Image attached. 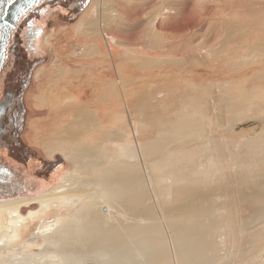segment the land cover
<instances>
[{
	"label": "rangeland",
	"instance_id": "rangeland-1",
	"mask_svg": "<svg viewBox=\"0 0 264 264\" xmlns=\"http://www.w3.org/2000/svg\"><path fill=\"white\" fill-rule=\"evenodd\" d=\"M97 1L89 0L86 10L80 18L72 21L63 18L61 11H56V9L42 14L39 20H32L26 12L20 16H17L18 13H16L13 17V25L16 30L23 31L22 36L25 40L28 38V34H31V31H28V29H32L31 25L35 29L41 28L40 36H42L41 39L45 45L41 54L35 52L29 54L31 58H41V62L33 69L27 90L24 92L30 106L32 109L36 107L34 110L37 112V115L30 118L29 123H32L31 125L28 123L29 129L27 127L25 130V121L28 119L30 110H28V103L23 99L24 118L20 141L30 149L33 156L30 163L31 171L33 169L35 172L42 168L45 163L58 162L57 159H59L62 162L58 170L61 169L63 174L70 171L69 175H72L73 168L76 166L70 159H67L68 151L65 153L55 151L50 156L41 146L43 142L48 140V131L53 127V122L55 123L54 127L66 125L71 119L72 111L77 108H89V112L98 113V109H102L99 108L101 101L106 105L104 111L108 114L103 124L114 129L119 128L116 133L120 134L119 137L122 141L118 137L117 146L125 145L127 148L128 146H130L129 148L133 147L136 138L140 145L155 139L158 133L162 132V124L171 125L183 113V109L187 112L190 110L189 107L196 106L202 110L207 118L212 116V111L215 109L214 116L218 117V120L214 127H211L210 124L202 127L203 132L208 135L205 140L198 139L186 145L172 143V139L165 141L166 145L163 144L161 147L163 155L160 157H164L165 162L166 159H169V163L171 162L173 165L160 170L161 175L160 171L154 170L155 178H158L157 175H168L169 178V172L172 174L174 172L171 180L166 177L164 181L171 182L170 184L175 186L173 188H177L187 182L186 179L175 181L178 179L177 176L183 174H191L190 178L192 179L199 178L202 174L207 176L209 174L211 175L210 178L214 175L217 176L218 180L213 185L202 184L198 187L204 195L202 194L198 200L201 204L197 217L204 221L207 210L212 211L214 224L211 230L213 233H208L211 241L217 240L219 227L224 220L231 224L233 233L228 242L220 246L211 244V252L205 250L204 264H264V200L257 196V194H264V142L254 145V141H264V117L262 118L259 112L253 108V105H260L264 108V0H104L107 8L112 9L111 11L114 10L113 12L119 14L120 17L119 21H115V23L108 21L109 26H112L106 28L105 31L111 33V35L108 34L110 43L104 42L98 37L95 39L82 28L85 20L97 19L98 14L96 15L95 12ZM164 7L176 8L179 11L177 18L179 21L172 23V26L178 25L185 29L186 34L184 35L186 36L175 38L173 32L160 33L157 37L159 43L167 48L172 47L171 50L174 49L175 52H178L175 56L170 55L177 60L180 58L179 61L183 58L181 56L183 53L185 56L187 54L189 56L187 59L181 60L184 63H165L160 68L150 65L151 68L149 67L145 71L140 69L125 71V73L130 74V77L143 79L138 81L137 85L134 84L130 87L129 92L134 94V98L128 96L131 98L130 101L133 103L142 102L144 98L143 101L146 104L152 103L151 109L146 115L149 117L148 122L151 126H146L147 129L145 128V131L141 132L142 134L137 131L134 136L130 126H128V118L119 124H116L115 121L117 120L115 119V121H110L113 112L117 110L116 107L119 106L122 99L118 95H113L112 88L106 85L112 83L113 80L110 77L114 73L112 64L117 61V64H124L128 69H132L133 66L137 67L133 60L130 63V58L134 57L124 55L123 48L114 46L113 38L124 43H127L128 39L133 40L132 42L135 44L145 42L148 37L154 34L148 26L150 19L157 16L161 22V24L158 23V26L163 27V29L168 24L171 25L169 19L164 15L167 12L162 11ZM188 15H190L189 19ZM16 16L18 17L17 20L15 19ZM118 16L116 15V17ZM99 41L102 42V46L98 50L104 54V58H101L102 55H96L97 53L94 55L88 53V57L82 59L86 52H90L92 45ZM110 44L114 47V51L108 49L111 47ZM139 48L137 45H132L127 48V51L144 53ZM206 50H209L213 55L210 54L207 57L208 60L203 59L206 61L205 63L196 60L197 57H202L200 52ZM157 51L159 54L164 53L161 50H148L145 54L157 55ZM113 59L115 61H112ZM12 63L13 59L7 56L0 74V94L3 90L5 74L12 67ZM103 63L106 65L103 66ZM57 69L67 70L63 80L66 76H71V73L79 75H76L73 80L71 77L70 82H67L70 85L63 80L57 81V83L51 82L58 77L55 73L52 75V72ZM42 70H44V74H41L40 71ZM37 72L41 76H38ZM61 92L66 93L63 96L67 99L61 100L60 104L56 105V111H53V107H50V103L47 101V96L49 94L60 96ZM228 93L233 95L232 101L236 102V106L226 112L216 104L215 100L220 98L221 100L218 101H224L222 97L225 98ZM70 95L75 98V102H79L76 103L77 105L74 104V108H69L71 101L68 100V97ZM161 101L163 103L160 105L159 102ZM239 112L243 113V116L234 118L233 113L238 114ZM57 114L60 115L58 117L64 116L58 120L56 119ZM112 123L114 124L113 127ZM37 124L41 127H39L40 130L36 129V131L32 126H37ZM167 127L169 128V126ZM24 131L25 139L22 138ZM127 131L128 133H126ZM94 132L97 131L94 130ZM94 132H87V136L85 134L86 137H83V142L89 138L98 140L100 136L98 137L97 134L99 132L97 134ZM130 133L132 134L131 137L129 136ZM215 137L222 141L220 148L216 144L212 145V148L207 146ZM112 138L101 141V143L103 142V149L106 146L115 145ZM205 147H209L208 150H204ZM200 148L202 149L200 150ZM174 155L177 159L179 158L180 164L174 160L176 158ZM211 158L212 160L208 165ZM156 160V155H152L151 159H145L147 163ZM0 162L6 164L18 175L25 172L19 167L18 170L20 171L14 169L13 164H10L5 156L0 155ZM222 173H224L223 179H221ZM79 175L81 176V174ZM91 180L87 176L82 177L84 184L94 188ZM51 187L53 186L47 189H51ZM8 192L7 188L0 190V200L5 199ZM36 193L35 191L34 196ZM227 193L231 195L228 196V202L226 201L228 211L218 214L213 208L221 206ZM29 194L31 193L25 192L24 195ZM221 195L222 197H220ZM232 195H235L236 199ZM236 195H240L243 200L238 199ZM52 202V212L47 215L42 214L38 205L34 204L33 213L32 211L29 213L30 210L24 211V215L27 216L37 214L38 216L36 215L33 220L29 218L28 221L22 220L23 223L15 221L9 224L10 226L4 223L0 225V238L6 233H10L7 231V227L11 228V232H18L17 236H10L6 241L0 240V244H9L0 246V261L3 260V255L16 251L23 255L25 252L40 253L45 244L35 234L39 228L44 223L53 224L59 217L71 215L74 212V209H68L67 206H59L58 208L57 199H52ZM105 209H107L105 206L101 209L104 214ZM19 223L22 226H19ZM73 247L68 246V248ZM203 249V247L199 248L200 251ZM60 251L63 250H56L51 254L52 257L48 264H70L65 260L63 252ZM200 255L201 253H199ZM76 264H95V261L91 257H86L85 262L81 263L80 261Z\"/></svg>",
	"mask_w": 264,
	"mask_h": 264
},
{
	"label": "bare ground",
	"instance_id": "bare-ground-1",
	"mask_svg": "<svg viewBox=\"0 0 264 264\" xmlns=\"http://www.w3.org/2000/svg\"><path fill=\"white\" fill-rule=\"evenodd\" d=\"M96 4L95 12L96 15L98 14L97 19L95 18L96 20L92 21L85 20L82 28L88 31L95 39L98 37L104 42L110 43L109 35H111V33H106L107 31H105V29L112 26H109L110 23H108V21L112 23L119 21V14L113 12L114 10L111 11L112 9L109 10L106 4H104V0H98ZM162 11L167 12V14L164 15L169 19L171 25L168 24V26L163 29V27L158 26V23L161 24V22L157 16L150 19L148 26L154 34L148 37L145 42L135 44L132 42V39V41L128 39L129 41L124 43L113 38L114 46L123 48L124 55L134 57L130 58V63H132L131 60H133L137 67L133 66L132 69H128L124 64H117V61L112 64L114 73L111 75L110 73L108 74L113 80L112 83L110 82V84L106 85L112 88L113 95L121 96L122 99L119 106L116 107L117 110L113 112L114 114L113 117H111L112 119L110 118V121L115 119L117 120H114L116 124H119L128 118V126H130V130L133 132L134 136L137 131L143 133L146 126H151L148 122L149 117L146 115L149 113L152 103L148 102V104H146V102L143 101L144 98L142 102L138 101L137 103H133L130 101V97L134 98V94L129 92L130 87L134 84L137 85L139 83L138 81L143 79L140 77L137 79V77H133L132 75V77H130V74H127L128 72L125 73V71H134L136 69L145 71L150 65L160 68L165 63L174 62L179 64L183 62L181 60L187 59V56H189L188 54L185 56V53H183L181 55L183 58L179 61L180 58H178V60L173 58L178 52H175L174 49L171 50L172 47L167 48L159 43L157 37L160 33L173 32L172 34L175 38L186 36L184 35L186 34L185 29L178 25L172 26V23L174 24L179 21L177 20L179 11L171 7H164ZM116 15L118 17H116ZM189 17L190 15H188V19ZM41 38L42 36L34 41L36 51L39 53H42L45 49L44 42ZM101 43L100 41L95 42L90 52H86L84 57L82 56V59H86L88 53H90V55L97 53L96 55H102L103 57L101 58L103 59L104 54L98 50V48L102 46ZM107 45L109 46V44ZM132 45H137L144 53L140 54L131 50L127 51V48ZM108 49L114 51L112 45L108 47ZM148 50H161L164 53L159 54L157 51V55L145 54ZM170 54L174 56L171 57ZM210 54L213 55L209 50L200 52V56L202 57H197L196 60L205 63V60H208L207 57H209ZM112 61L115 60L113 59ZM105 65L106 64L103 63V66ZM103 68L105 69L106 67ZM41 72L43 74L45 73L44 70ZM53 73L57 74L58 77L52 81L49 78V82L57 83V81L63 80L67 74V70L57 69L52 72V75ZM41 74L38 73V76H41ZM76 75L79 74L71 73V76H66L63 82H70L71 77L73 80ZM133 80L135 82H132ZM60 94V96L53 94L47 96V101L50 103V107H53V111H56V105H59L61 100L67 99L63 96L66 95V93L61 92ZM23 99L28 103V110H30L28 119L25 121V130L27 127L29 129V124L31 125L32 123H29V121H31L30 118L31 116L37 115V112L35 111L36 107L34 110L30 106L27 95H25ZM233 99V95L228 93L225 98L222 97L224 101H218L221 100L219 98L217 101L215 100V102L222 110L227 112L228 109H234L236 106V102L232 101ZM68 100L71 101L69 108H74V104L79 103L78 101L75 102V98L71 97V95L68 97ZM162 103V101L159 102L160 105ZM99 105V108L102 109H98V113L89 112V108H77L73 110V114L70 115L71 119L74 120L69 119L70 121L66 125L54 127L55 123L53 122V127L51 126L52 128L48 131V140L43 142L41 147L50 156L55 151H61L63 153L68 151L69 155H67V159H70L76 166L73 168L72 175H69L70 171L64 172L63 174L61 169H59L56 171L58 172V177L56 179L57 183L53 184L51 189H47L49 187L47 184L40 185L41 187L37 189L38 194L36 196L0 200V225H2V223L9 225L15 221L23 223L24 221L22 220L28 221L29 218L33 220L37 214L34 216H27L24 215V211L30 210L29 213L31 211L33 213L32 207L34 204L38 205L42 214L47 215L52 212L53 209L51 208V204L53 203L52 199L58 200V208L59 206H67L68 209H74V212L71 215L67 214L66 216L59 217L53 224L44 223V225L39 228L35 234L38 238H41L45 244V247L42 249L40 248V253L34 254L32 252H25L23 255L19 253V251H16L14 253L5 254L0 264H48L52 257L51 254L56 250H63L60 252H63L65 260L70 264H76L80 261L81 263L83 261L85 262L86 257H91L95 261V264H136L137 262L141 264H204L205 250L206 252L208 250L211 252V244L220 246L228 242L229 237L233 233L231 224L226 223L227 221L224 220L219 227V233L216 236L217 240L211 241L210 236L208 237V233H213L211 230L214 224L212 222L214 221L212 211L207 210V216L204 218V221H201V219L197 217V213L200 212L201 204L198 200L203 194L198 187L202 186V184L213 185L214 182L218 180V177L214 175L210 178L211 175L208 174L207 176L206 174H202L201 177L192 179L190 178L191 174H180L181 176H177L178 179L175 181L178 182L186 179L187 182L183 186L173 188L175 186L171 185V182L164 181V178L168 175L160 176V170L166 169L168 166L171 167L173 164L171 162L169 163V159H166V163L164 160L165 158L160 156L163 155L161 147L166 143L165 141L170 139L173 140L172 143H177L179 145H186L198 139L201 141L205 140L208 135L206 132H203L202 127L204 128V126L208 124L214 127L218 120V117L216 118L214 116L216 112L214 111L215 109L212 111V116L210 115V118H207L202 110L196 106L189 107L190 110L187 112L183 109V113L181 110L180 112L182 114H180L171 125L162 124V132H159L155 139L140 145L136 138L133 147L129 148L130 146H128L127 148L125 145L117 146V138L120 134L116 133V131L119 130V128L117 127L118 129H114L103 124L108 114L104 111L106 105L101 101ZM253 108L259 112L262 118L264 117V108L260 107V105H253ZM58 116L60 115L57 114L56 119L59 120L64 115L61 117ZM233 116L237 119L242 117L243 113H233ZM113 123L112 127L114 125ZM167 126H169V128ZM39 127L41 126L38 124L37 126H32L35 130H40ZM94 130L97 132L95 133ZM92 131L95 134L99 132L97 134L98 137L100 136L99 138L97 137L98 140L95 141L93 138H89L86 142H83V137L87 136V132ZM126 133H128V131ZM129 136L131 137L132 134ZM22 138L25 139V131ZM108 138H112L115 145L112 147L106 146L105 149H103V142L101 143V141H107ZM119 138V140H121V137ZM221 142L220 138L215 137L208 143L210 145L207 144V146L212 148V145L214 146L216 144V146L220 148ZM259 142L262 143L264 141H254V145L257 143L259 144ZM208 148L205 147L204 150H208ZM201 149L202 148H200V150ZM152 155H156L157 160L147 163L145 159H151ZM184 157L187 158V156ZM174 160H177L180 164L179 158L177 159L176 157ZM211 160L212 158L209 159L208 165ZM154 170L160 171V175H157L159 179L155 178L156 174ZM77 172L81 174V176ZM173 174L169 172V178H167L171 180ZM223 175L224 173H222L221 179H223ZM85 176L92 179L91 181L94 188L83 183L82 177ZM228 196H231L230 193L224 196L225 200L223 201L222 199L223 202L220 207L213 208L218 214L228 211V206L226 205ZM232 196L235 197V195ZM236 196L238 199L241 198L243 200L240 195ZM257 196L264 200V194H257ZM220 197H222V195ZM104 206L107 208L105 209V214L102 212L103 210H101ZM22 217L24 219H21ZM19 226H22V224L19 223ZM7 231L10 233H6L2 236L0 238L1 241H6L10 236L18 235L17 231L11 232L10 227H7ZM232 242H235V240H232ZM6 245L9 244H0V246ZM69 245L74 247L68 248ZM201 247L204 248L202 251L199 250ZM199 253H201L200 256Z\"/></svg>",
	"mask_w": 264,
	"mask_h": 264
},
{
	"label": "water",
	"instance_id": "water-1",
	"mask_svg": "<svg viewBox=\"0 0 264 264\" xmlns=\"http://www.w3.org/2000/svg\"><path fill=\"white\" fill-rule=\"evenodd\" d=\"M88 3L89 0H16L15 3L12 0H0V74L7 56L13 59L12 67L5 74L0 94V155L5 156L9 163L13 164L14 169L18 170L19 167L25 171L18 175L0 162V190L5 188L9 190L3 200L31 195L33 197L40 182L52 186V176L62 162L59 159L58 162H47L33 172L30 166L33 160L31 151L20 141L24 118L23 94L33 69L41 62V58H31L29 54L37 53L34 40L40 35L41 28L35 29L31 25L32 29H28L31 34L29 33L25 40L22 36L23 31L16 30L13 25V17L16 13L20 16L26 12L32 20H39L42 14L56 9L61 11L63 18L72 21L83 14ZM21 7L24 8L22 13L19 11ZM14 49L16 52H12ZM25 192L31 194L24 195Z\"/></svg>",
	"mask_w": 264,
	"mask_h": 264
},
{
	"label": "flooded vegetation",
	"instance_id": "flooded-vegetation-1",
	"mask_svg": "<svg viewBox=\"0 0 264 264\" xmlns=\"http://www.w3.org/2000/svg\"><path fill=\"white\" fill-rule=\"evenodd\" d=\"M39 37H41L40 35H38V36H36V38H35V40L34 41H36ZM35 46V45H34ZM36 48V47H35ZM12 52H16L15 51V49L14 50H12ZM37 53L38 54H41V53H39L38 51H37ZM41 72V71H40ZM42 73V72H41ZM28 86V85H27ZM27 90V89H26ZM24 95V97H25V94H23ZM23 97V98H24ZM119 97H121V96H119ZM15 149H17V148H15ZM19 150H22V149H19ZM57 177H58V172H55V174L52 176V179H51V182H52V185L53 184H55V183H57L56 182V179H57ZM46 183H44V182H40L39 184H37V189L39 188V187H41L40 185H45ZM48 185V184H47ZM29 206V205H28Z\"/></svg>",
	"mask_w": 264,
	"mask_h": 264
},
{
	"label": "snow or ice",
	"instance_id": "snow-or-ice-1",
	"mask_svg": "<svg viewBox=\"0 0 264 264\" xmlns=\"http://www.w3.org/2000/svg\"><path fill=\"white\" fill-rule=\"evenodd\" d=\"M12 2H13V3H15V2H16V0H12ZM19 11L22 13V12L24 11V8H23V7H21V8L19 9Z\"/></svg>",
	"mask_w": 264,
	"mask_h": 264
}]
</instances>
